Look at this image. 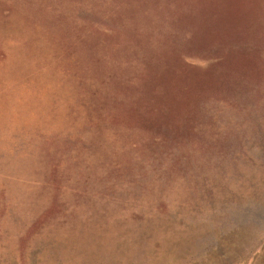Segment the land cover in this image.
<instances>
[{
  "label": "rangeland",
  "instance_id": "374dc122",
  "mask_svg": "<svg viewBox=\"0 0 264 264\" xmlns=\"http://www.w3.org/2000/svg\"><path fill=\"white\" fill-rule=\"evenodd\" d=\"M8 24L47 48L0 55V264H264V0H0Z\"/></svg>",
  "mask_w": 264,
  "mask_h": 264
},
{
  "label": "trees",
  "instance_id": "16d2710c",
  "mask_svg": "<svg viewBox=\"0 0 264 264\" xmlns=\"http://www.w3.org/2000/svg\"><path fill=\"white\" fill-rule=\"evenodd\" d=\"M17 28V27H16ZM13 30V25L8 24L4 27L3 33L0 36V41H1V45L4 41L5 46H6V50H2L0 51V55L4 54V52L10 53L9 51L11 49V51H13L16 54H20L23 53H29L30 51L32 52H36L37 54H45L46 53V48L47 46L45 45H38L36 43L31 42L33 38L27 37L29 35H27L25 32L22 31V34L20 37H16V32L18 31L17 29ZM10 36V37H7ZM29 42V43H26ZM23 50V52H22ZM26 52V53H25Z\"/></svg>",
  "mask_w": 264,
  "mask_h": 264
}]
</instances>
